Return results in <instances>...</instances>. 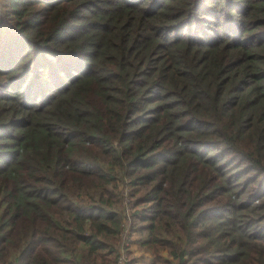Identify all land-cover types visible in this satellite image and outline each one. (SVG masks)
Segmentation results:
<instances>
[{"label":"trees","instance_id":"trees-1","mask_svg":"<svg viewBox=\"0 0 264 264\" xmlns=\"http://www.w3.org/2000/svg\"><path fill=\"white\" fill-rule=\"evenodd\" d=\"M126 193L131 263L264 264V0H0V264H116Z\"/></svg>","mask_w":264,"mask_h":264},{"label":"rangeland","instance_id":"rangeland-1","mask_svg":"<svg viewBox=\"0 0 264 264\" xmlns=\"http://www.w3.org/2000/svg\"><path fill=\"white\" fill-rule=\"evenodd\" d=\"M126 196H128L127 193L125 194V199L123 201L122 211L125 215V223L128 224V222L132 223L133 218L131 217L132 205L126 200ZM142 236L143 234L141 235L139 232L132 231L131 225L123 230L119 244L120 256L121 254L124 255V257L122 256L121 258L123 262L121 264H137L136 262H142L144 259H146L144 261H150V253L141 244ZM134 257H136L138 260L136 259L137 261L135 263H131V258Z\"/></svg>","mask_w":264,"mask_h":264},{"label":"built area","instance_id":"built-area-1","mask_svg":"<svg viewBox=\"0 0 264 264\" xmlns=\"http://www.w3.org/2000/svg\"><path fill=\"white\" fill-rule=\"evenodd\" d=\"M126 200L129 201V198H128L127 196H126ZM129 226H130V222H128V224H126L125 229H126L127 227H129ZM122 256L124 257V255L121 254V256H120V258H119V260H118L119 262H117L116 264H121V263H123V262H122V259H121Z\"/></svg>","mask_w":264,"mask_h":264}]
</instances>
